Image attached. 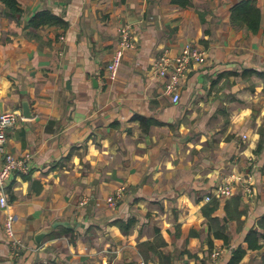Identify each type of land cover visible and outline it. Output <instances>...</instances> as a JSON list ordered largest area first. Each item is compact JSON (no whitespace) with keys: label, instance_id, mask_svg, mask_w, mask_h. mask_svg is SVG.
Wrapping results in <instances>:
<instances>
[{"label":"crops","instance_id":"1","mask_svg":"<svg viewBox=\"0 0 264 264\" xmlns=\"http://www.w3.org/2000/svg\"><path fill=\"white\" fill-rule=\"evenodd\" d=\"M238 1L18 0V21L0 2V112L20 116L6 147L30 155L0 206V264H226L237 247L264 264V0L255 32L231 20ZM43 9L64 23L29 27ZM124 23L135 46L109 80ZM187 41L208 55L174 102L150 65ZM227 180L210 220L205 194Z\"/></svg>","mask_w":264,"mask_h":264},{"label":"built area","instance_id":"2","mask_svg":"<svg viewBox=\"0 0 264 264\" xmlns=\"http://www.w3.org/2000/svg\"><path fill=\"white\" fill-rule=\"evenodd\" d=\"M120 29L121 31H124L123 27ZM127 36L128 33L125 31L123 39H120V45L115 50L112 61L106 66L107 79L108 77L114 79L117 75V68H119L126 48L125 46ZM60 37L63 38V35ZM179 55L180 56L174 64L170 62V59H168L166 55H163L159 60H157L156 66L153 67V74L162 81L164 91L171 95V98L174 102L178 101L180 98L178 85V82L180 81L178 76L180 75L181 79L185 76L188 66H190L191 62H204L206 59L204 51L194 49L191 45H186L184 48H182ZM19 119V114L14 110L0 112V153L3 155L2 164L0 166V206L6 208H8L9 203L6 187L10 182L13 173L26 172L29 168V153L17 156L9 152L6 147L7 133L11 127H14L18 123ZM124 188L125 187L122 186L118 188L112 195H109L108 201L110 203H115L116 200L122 196ZM245 190H248L249 192V184L245 185ZM231 192L232 186L227 180L214 186L213 189L209 191V193L205 194V199L210 201L213 197L226 196L231 194ZM15 220V214L8 210L5 216L3 227L7 235L11 251L16 255L19 250L24 247V243L15 234ZM219 254L220 249L212 250L211 257L216 259ZM140 264L147 263L142 260Z\"/></svg>","mask_w":264,"mask_h":264},{"label":"trees","instance_id":"3","mask_svg":"<svg viewBox=\"0 0 264 264\" xmlns=\"http://www.w3.org/2000/svg\"><path fill=\"white\" fill-rule=\"evenodd\" d=\"M0 2L5 7L6 16L18 21L23 13L22 7L18 2V0H0ZM171 2H177L183 5L188 3L189 0H171ZM230 11H231L230 17L234 23L245 25L248 29H251L253 32L258 30L261 20V9L257 6L256 0H240L231 7ZM63 23L64 21L62 17H60L59 15L53 13L48 9H43L35 12L27 22L28 26L32 28H38L49 24H63ZM249 71L251 72L252 70ZM144 120L145 119L141 117L142 123H144ZM216 208H217V202L212 200L211 202L203 206V211L206 214H208V216H210V220L213 218L211 214L213 211L216 210ZM259 223L261 224V226H264V215L259 220ZM123 228L126 229L128 227H123ZM252 234H255L254 230ZM220 235L224 237L223 234ZM249 244H251L252 246L257 245L256 242L252 243V241L250 240H249ZM244 252L245 250L241 247H237L233 249L231 256L226 264H237L239 260L242 258Z\"/></svg>","mask_w":264,"mask_h":264},{"label":"rangeland","instance_id":"4","mask_svg":"<svg viewBox=\"0 0 264 264\" xmlns=\"http://www.w3.org/2000/svg\"><path fill=\"white\" fill-rule=\"evenodd\" d=\"M237 24H239V23H237ZM128 25H129V27H128ZM132 25L130 24V23H124V24H122L120 27H118V29H117V31H118V43H117V46H116V48H115V50L117 49V47L120 45V39H123V37H124V32L125 31H127V33H128V36H127V38H126V48H125V50L126 49H130V48H133L134 46H135V39H136V36H135V32H134V30H133V28L131 27ZM121 27H123L124 28V31H121ZM61 35H63V38H61V40H64L65 39V35L64 34H61ZM122 41V40H121ZM186 45H191L194 49H199L200 51H204L205 52V57L207 58V51H206V49H204L203 47H200V46H198V45H196L195 43H193L192 41H187L184 45H183V47L182 48H184ZM115 50H114V52H113V55H112V57H111V60H110V62L112 61V59H113V56H114V53H115ZM182 50V49H181ZM180 53V52H179ZM179 53L177 54V55H175V56H169V55H167L166 53H161V54H159V55H157V57L153 60V62L151 63V65H150V70H152V73H154V71H153V67L154 66H156V63H157V60H159L163 55H166L167 57H168V59H170V62L172 63V64H174L176 61H177V59H178V57L180 56L179 55ZM109 62V63H110ZM195 62H198V61H193V62H191L190 63V66L193 64V63H195ZM199 63V62H198ZM200 63H202V62H200ZM190 66H188V70H189V68H190ZM188 70L186 71V73L188 72ZM117 72H118V68H117ZM116 72V73H117ZM155 76V75H154ZM156 77V76H155ZM179 77V81H181L182 79H181V76L179 75L178 76ZM108 79L109 80H112L110 77H108ZM181 79V80H180ZM178 85H179V87H180V82H178ZM179 92H180V90H179ZM249 178H247L244 182H248L249 180H248ZM230 183V182H229ZM249 194H253L254 193V187H253V182L251 181H249ZM232 186V192H231V194H233V185H231ZM213 189V188H212ZM253 190V191H252ZM211 191V190H210ZM247 192H248V190H247ZM231 194H229V195H226V196H230ZM221 197H223V196H221Z\"/></svg>","mask_w":264,"mask_h":264},{"label":"water","instance_id":"5","mask_svg":"<svg viewBox=\"0 0 264 264\" xmlns=\"http://www.w3.org/2000/svg\"><path fill=\"white\" fill-rule=\"evenodd\" d=\"M0 6H1V5H0ZM60 223H61V224H66V222H65V221H60Z\"/></svg>","mask_w":264,"mask_h":264}]
</instances>
